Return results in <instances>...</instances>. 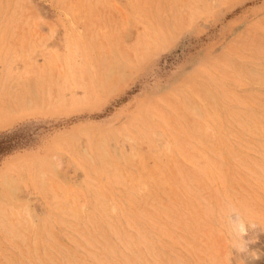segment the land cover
Returning <instances> with one entry per match:
<instances>
[{
  "label": "rangeland",
  "instance_id": "rangeland-1",
  "mask_svg": "<svg viewBox=\"0 0 264 264\" xmlns=\"http://www.w3.org/2000/svg\"><path fill=\"white\" fill-rule=\"evenodd\" d=\"M226 201L264 264V0H0V264H229Z\"/></svg>",
  "mask_w": 264,
  "mask_h": 264
},
{
  "label": "clouds",
  "instance_id": "clouds-1",
  "mask_svg": "<svg viewBox=\"0 0 264 264\" xmlns=\"http://www.w3.org/2000/svg\"><path fill=\"white\" fill-rule=\"evenodd\" d=\"M219 215L223 220L225 234L228 239L230 257L229 264H231L232 251L236 250L239 253H248V245L250 241L245 237L250 229L257 228L256 225L233 203L226 201L219 210ZM252 258H256V253H250ZM243 264V261L240 262Z\"/></svg>",
  "mask_w": 264,
  "mask_h": 264
},
{
  "label": "bare ground",
  "instance_id": "bare-ground-1",
  "mask_svg": "<svg viewBox=\"0 0 264 264\" xmlns=\"http://www.w3.org/2000/svg\"><path fill=\"white\" fill-rule=\"evenodd\" d=\"M145 43V42H144ZM121 68V67H120ZM112 69V68H111ZM115 71V70H114ZM119 72V71H118ZM129 72V71H128ZM115 73V72H114ZM113 75V74H112ZM125 75V74H124ZM122 76V75H121ZM110 78V77H109ZM120 80V79H119Z\"/></svg>",
  "mask_w": 264,
  "mask_h": 264
}]
</instances>
